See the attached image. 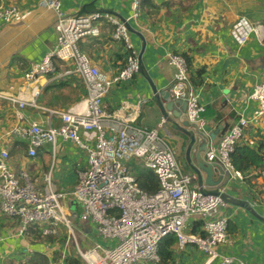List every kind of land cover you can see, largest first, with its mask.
<instances>
[{
  "label": "crops",
  "instance_id": "crops-1",
  "mask_svg": "<svg viewBox=\"0 0 264 264\" xmlns=\"http://www.w3.org/2000/svg\"><path fill=\"white\" fill-rule=\"evenodd\" d=\"M12 4L21 10V19L9 23L0 21V91L15 94L17 87L24 84L23 73L29 64L39 62L53 47L56 33L54 13L45 6L44 0H0L2 6ZM63 9L71 14L104 10L126 23L140 71L130 80L112 85L103 98L105 109L109 113L135 115L139 107L138 124L149 127L161 124V135L184 161L182 169L186 173L190 172L185 155L189 137L178 127L193 128L182 123L186 119L185 102L179 99L174 103L173 109L180 116L174 117L169 112L176 125L168 123L160 114L150 86L152 83L159 94L169 91L174 74L166 59L170 51L186 57L192 89L205 106L204 159L208 147L217 144L225 130L240 117L249 122L238 145L256 147L264 137V116L257 117V104L249 97L254 85L264 79V45L253 35L243 45L235 43L230 36V27L238 16L264 25V0H145L137 18L133 16L129 0H63ZM99 29L98 36L84 38L79 47L100 71L111 75L123 67L126 50L122 43L111 38L112 27L107 22H100ZM58 77L48 75L40 80L41 91L36 104L47 109L84 108L86 89L82 81L75 77ZM171 99L174 98L171 96ZM142 100L145 102L140 103ZM20 111L25 119L23 123L60 124L57 116L31 106L29 101ZM16 123V105L0 100V150H7L8 163L14 172L27 170L41 189L44 175L52 171L55 191L72 190L79 172L86 166V152L73 142L58 139L54 150L46 143L36 149L34 156H29L27 141L9 133ZM81 137L93 143L95 132L83 130ZM200 146L199 141L193 146L189 153L191 161L195 162V150ZM247 170L242 179L230 178L223 172L217 186L205 185L204 189L214 191L223 186L226 194L249 205L246 208L229 203L230 239L219 247L220 254L236 256L249 264H264V205L251 204L253 199H264V161L262 166ZM219 175L215 169L213 179ZM192 185L197 187L195 178ZM61 202L83 248L95 242L113 243L99 237L93 223L80 220L82 206L74 196L66 195ZM19 225L16 219L0 211V264H28L26 258L32 252L47 256V264H85L68 238L38 239L34 226L20 234ZM171 248V259L161 264H203L206 259V255L192 245L180 248L175 244ZM54 254H57L55 258Z\"/></svg>",
  "mask_w": 264,
  "mask_h": 264
},
{
  "label": "built area",
  "instance_id": "built-area-1",
  "mask_svg": "<svg viewBox=\"0 0 264 264\" xmlns=\"http://www.w3.org/2000/svg\"><path fill=\"white\" fill-rule=\"evenodd\" d=\"M143 1L129 0L134 18L139 16ZM44 4L54 13L55 43L39 62L29 64L23 73L24 84L17 87L16 93L0 91V100L16 105L18 123L9 133L27 141L29 156H34L36 149L46 143L54 150L60 139L73 142L86 152V166L69 192L53 189L51 171L44 175L43 188L39 189L27 170L14 172L8 163L7 150L1 149V213L19 222L20 234L34 226L43 236L68 238L85 264H156L160 261L159 243L169 235L176 237L180 248L192 245L202 251L206 255L203 264L214 261L216 264H249L219 252V247L230 239L229 203L221 195L224 187H218V194L200 193L192 185L193 175L182 169L175 150L161 135V124L149 127L136 122L139 107L135 115L109 113L105 109L103 98L112 85L130 80L140 71L126 23L104 10L67 13L63 0H44ZM20 19L21 10L17 5H0V21L9 23ZM102 21L112 27L111 38L122 43L126 50L123 67L111 75L100 71L79 47L84 38L100 34ZM251 35L264 45V25L238 16L230 27L234 42L243 45ZM166 59L174 70L169 92L172 98L185 102L186 120L192 130L202 136L206 129L205 106L192 89L188 61L183 54L172 51L167 53ZM48 75L80 79L86 89L84 108L47 109L36 104L41 91L40 80ZM249 97L257 104V117L264 116V79L254 85ZM27 101L50 116H57L60 124L23 123L25 119L20 110ZM248 122L240 117L225 130L217 144L205 151V160L219 164L230 178H243V172L233 166L232 153ZM83 130L95 132L93 143L82 139ZM131 159L153 171L158 181L156 192L148 193L138 185L128 166ZM66 195L74 196L82 206L80 220L93 223L97 235L113 241L111 245L100 242L86 248L80 245L61 203ZM258 203L264 205V199L251 201V204ZM193 222H199L200 231H189Z\"/></svg>",
  "mask_w": 264,
  "mask_h": 264
},
{
  "label": "trees",
  "instance_id": "trees-1",
  "mask_svg": "<svg viewBox=\"0 0 264 264\" xmlns=\"http://www.w3.org/2000/svg\"><path fill=\"white\" fill-rule=\"evenodd\" d=\"M76 78V77H75ZM264 137H262L258 142L256 147H250L247 145H236L232 153V163L233 166L240 172L245 173L250 167H260L264 161ZM130 172L136 177L138 185L148 193H154L158 189V181L153 173L148 168L142 166L138 160L131 159L128 162ZM248 171V170H247ZM36 229L38 239H48L51 236H43L39 230ZM190 232L200 231L199 222H193L189 227ZM41 237V238H40ZM53 238V237H52ZM177 244L176 237L174 235H169L165 237L158 246V253L160 256V261L156 264L166 263L171 259L172 246ZM26 259L28 264H47L48 258L42 253L32 252ZM57 254H54V258ZM77 262L80 260H76Z\"/></svg>",
  "mask_w": 264,
  "mask_h": 264
},
{
  "label": "water",
  "instance_id": "water-1",
  "mask_svg": "<svg viewBox=\"0 0 264 264\" xmlns=\"http://www.w3.org/2000/svg\"><path fill=\"white\" fill-rule=\"evenodd\" d=\"M151 90L153 92V97L158 103L159 111L162 116V118L168 122V123H173L176 125L174 120L168 115L169 112L172 113L174 117L180 116L177 112L174 111L173 105L174 103H178L180 100L179 99H171L170 92L167 90L165 92H161L160 94L157 92L156 87L150 83ZM162 99L164 101H162ZM186 108V104H185ZM185 126L189 125L188 121L185 119L182 122ZM180 130H182L188 137H189V142L186 148V161L189 167L190 172L188 174L193 175V181L194 178L196 179V185L198 187V190L202 194H218L217 190L214 191H206L204 189V186H217L220 181L223 178V169L222 167L214 162H209L206 161L203 158V151L206 146V140L202 138V136L199 135V133L193 131V130H185L183 127H178ZM201 143V146L198 147L195 150V162L191 161L189 158V153L192 151L193 146L197 142ZM217 169L218 172L220 173L219 177L217 179H213V173L214 170ZM222 197L228 202V203H233V204H239L240 206L248 208L249 205L246 201L244 200H239L236 198H233L226 194V192H223Z\"/></svg>",
  "mask_w": 264,
  "mask_h": 264
},
{
  "label": "rangeland",
  "instance_id": "rangeland-1",
  "mask_svg": "<svg viewBox=\"0 0 264 264\" xmlns=\"http://www.w3.org/2000/svg\"><path fill=\"white\" fill-rule=\"evenodd\" d=\"M174 149V148H173ZM175 150V149H174ZM176 152V151H175ZM179 157H180V155L178 156L177 155V153H176V158L178 159V161H179V163H180V166L183 168V165H184V161L183 160H180L179 159ZM182 164V165H181ZM51 173H52V171H51ZM62 203V202H61ZM71 224H72V222H71ZM72 226H73V228H74V231H75V233H76V235H77V230H76V228H75V226L72 224Z\"/></svg>",
  "mask_w": 264,
  "mask_h": 264
}]
</instances>
